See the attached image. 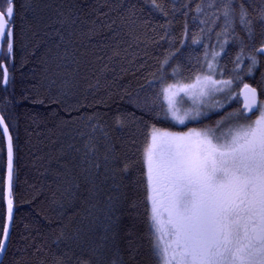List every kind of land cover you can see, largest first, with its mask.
Listing matches in <instances>:
<instances>
[{"label":"trees","instance_id":"1","mask_svg":"<svg viewBox=\"0 0 264 264\" xmlns=\"http://www.w3.org/2000/svg\"><path fill=\"white\" fill-rule=\"evenodd\" d=\"M12 3L0 113L14 146V219L0 264H160L144 165L151 130L226 122L243 108L245 83L264 99V54L254 50L264 43V0ZM7 6L0 0L5 14ZM217 49L234 101L184 126L165 118L164 84L190 81ZM238 54L242 81L234 80ZM248 55L259 61L251 76ZM6 166L0 127V229Z\"/></svg>","mask_w":264,"mask_h":264},{"label":"snow or ice","instance_id":"2","mask_svg":"<svg viewBox=\"0 0 264 264\" xmlns=\"http://www.w3.org/2000/svg\"><path fill=\"white\" fill-rule=\"evenodd\" d=\"M7 3L6 16L0 12V38H6L11 53L13 31L10 25L14 10L12 0ZM228 9L229 5H225L224 16L230 23ZM245 15L241 6V23H245ZM248 31L251 37L250 27ZM254 50L264 54V43ZM211 55L209 70L219 53ZM247 59L250 63L244 74L251 76L259 61L256 55H248ZM163 63L167 64L168 59ZM242 63V55L238 54L234 80L243 79L239 71ZM4 79L6 83V72ZM232 83L233 80H214L211 75H205L180 90L191 95L195 103ZM174 87L168 85L162 89L167 103L165 118L179 124L195 120L201 115L198 110L180 114L174 102L176 93L171 91ZM189 89L194 91L189 92ZM240 94L244 97L243 108L230 116L244 122L226 132L220 131L222 123L215 128L180 133L153 126L151 142L144 152V165L153 247L162 264H264V100H259L257 89L246 83ZM0 127L8 137L2 116ZM12 178L13 148L8 137L5 193L8 222L13 220ZM8 222L0 229V253L8 247Z\"/></svg>","mask_w":264,"mask_h":264},{"label":"rangeland","instance_id":"3","mask_svg":"<svg viewBox=\"0 0 264 264\" xmlns=\"http://www.w3.org/2000/svg\"><path fill=\"white\" fill-rule=\"evenodd\" d=\"M216 52L219 53V55L216 57L215 61L213 62V68L209 70L208 68V60L212 59V53ZM221 55L220 49L217 50H212L209 55L207 56V59L205 61V65L203 69L198 72L194 78H192L190 81H172V82H166L164 84V88L167 87L168 85H174L175 87L171 89L172 92L176 93L174 96V102L175 106L180 110V114L182 115L184 111H199L201 113L200 116H198L195 120H186L184 124H179L176 121H173L174 123L184 126L187 125L189 122L193 121H198L201 120L208 115H210L213 111L217 110L218 108L227 105L229 103H232L234 101V98L236 97L235 90L233 89V83L228 87L224 88L222 91H217L214 92L208 96L201 97L199 100H197L195 103L193 102V98L191 95H185L184 91H181L180 89L186 85H192L195 81L196 78L199 76L203 78L205 75H211L214 80H231L230 78H225L222 75H220L219 72V57ZM217 87H220L219 85ZM189 92H192L194 90L189 89ZM264 100V99H263ZM167 110V103L165 102V114ZM255 117L253 116V119ZM227 119H229L226 122L220 121L219 123L223 124V127L220 129L221 132H226L229 128L235 127L237 123H243V120L236 121L232 116H229ZM217 126L214 125V127L210 126H190L189 128L186 129H170V128H160V127H155L157 129L161 130H166L168 132H174V133H180V132H188L190 129H197L200 130L202 128H215ZM153 129V128H152ZM152 133V130H151ZM151 142V138H150ZM150 144V143H149ZM160 264H162V261L160 260Z\"/></svg>","mask_w":264,"mask_h":264},{"label":"water","instance_id":"4","mask_svg":"<svg viewBox=\"0 0 264 264\" xmlns=\"http://www.w3.org/2000/svg\"><path fill=\"white\" fill-rule=\"evenodd\" d=\"M0 12H3V11L0 10ZM5 16H6V14H5ZM4 40H5V38H0V55H1V52H2V48H3ZM1 65H2V67H3V69H4V73H5V72L7 73V80H8V70H7V67H6V65H5L4 62H2ZM4 83H5V79H4ZM6 83H7V82H6ZM6 83H5V84H6ZM246 84H248L250 87H253V88H256V89H257V96H258V98H259V91H258V88L255 87L254 85H252L251 83H246ZM242 89H243V85H242V87L240 88V93H241V90H242ZM240 97H241V99H242V106H243V103H244V97H243L241 94H240ZM0 116H2L1 113H0ZM2 117H3V116H2ZM5 124H6L7 128H8V125H7L6 121H5ZM1 128H2V127H1ZM2 130H3V128H2ZM4 136H5V135H4ZM8 137H11V143H12V148H13V171H14V146H13L12 135H11V132H10L9 128H8ZM8 137L5 136L6 148H7V166H6V179H5L4 195H5L6 191H7V178H8ZM12 179H13V178H12ZM11 192H12V184H11ZM11 198H12V193H11ZM5 203H6V201H5ZM13 219H14V208H13ZM5 222H8V221H7V204H6V221H5ZM8 223H9L10 234H11V229H12L13 220H12L11 222H8ZM9 239H10V238H9ZM8 242H9V241H8ZM4 254H5V252H4V253H0V262H1L2 258H3V256H4Z\"/></svg>","mask_w":264,"mask_h":264},{"label":"bare ground","instance_id":"5","mask_svg":"<svg viewBox=\"0 0 264 264\" xmlns=\"http://www.w3.org/2000/svg\"><path fill=\"white\" fill-rule=\"evenodd\" d=\"M9 128V127H8ZM6 156H7V148H6Z\"/></svg>","mask_w":264,"mask_h":264},{"label":"flooded vegetation","instance_id":"6","mask_svg":"<svg viewBox=\"0 0 264 264\" xmlns=\"http://www.w3.org/2000/svg\"><path fill=\"white\" fill-rule=\"evenodd\" d=\"M261 98H259V100H260Z\"/></svg>","mask_w":264,"mask_h":264}]
</instances>
